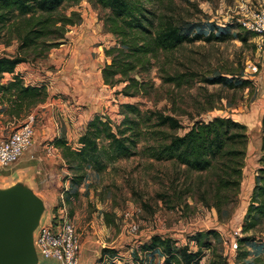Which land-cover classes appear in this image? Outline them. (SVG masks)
Masks as SVG:
<instances>
[{
	"label": "rangeland",
	"instance_id": "1",
	"mask_svg": "<svg viewBox=\"0 0 264 264\" xmlns=\"http://www.w3.org/2000/svg\"><path fill=\"white\" fill-rule=\"evenodd\" d=\"M141 1L151 11L172 15L181 27L195 23L196 32L217 34L224 28L229 34L219 40L185 42L171 51H159L152 58L148 56L146 66L140 64L131 73L144 81L142 91L126 96L122 92L126 82L110 86L103 80L102 69L110 60L105 50L114 46L116 40L104 25L111 10L103 8L97 0L64 4L55 15L75 12L77 24L68 26L63 43L73 37L75 43L89 41L90 48L83 53L76 50L79 53L75 62L71 53L60 62L53 61V49L45 58L33 59L30 54L29 60L23 62V66L31 65L40 74L47 72L44 76L28 78L31 77L29 81L34 85H47L49 105L33 109L34 143L19 160L3 168L9 170L2 176L0 188L23 183L21 172L16 169L21 163L33 166L30 174H34V178L29 183L46 206L40 222L57 217L61 207H66L81 235L80 264H135L141 259L147 264H161L164 257L160 253L139 251L135 255L134 251L157 234L170 237L180 247L189 244L190 249L196 251L198 244L194 237L198 232L203 233V243L211 245V248L203 247L199 264H211L212 249L224 257L225 264L242 262L238 259L241 251L238 246L239 239L245 235L254 238L242 247L249 250L244 261L252 263L257 255L264 254V222L247 234H243L242 226L255 178L264 163L260 161L264 156V44L261 36L249 35L248 40L243 41L231 33L238 32V18L246 19L250 12L264 9V0ZM18 46L16 38L9 34L3 36L0 56L15 55ZM26 72L28 70H25L28 76ZM170 75L177 77L176 81H168ZM218 76H225L235 84L243 79L252 83L233 87L209 82ZM78 84L92 85L93 96L91 92L82 96L77 90ZM122 103H136L143 119L151 115V111L175 115L183 125L174 131L176 134L185 133L195 120L231 117L244 123L248 133L247 155L236 201L226 205L220 214L206 202L212 203L210 194L205 196L206 185L199 184L205 172L190 170L173 160L151 158L144 148L154 139L144 133L137 144V154L118 159L101 174L88 170L84 182L74 185L73 173L68 170L60 150L52 144L55 131H61L76 147L88 121L96 114L120 122L124 117L120 112ZM1 109L0 139L16 129L23 119L11 120ZM134 117L139 119V116ZM152 122L154 118L149 121ZM160 129L171 132L167 126ZM131 224L137 226L135 231L131 230ZM207 231L217 234L205 235ZM235 231H239L238 236Z\"/></svg>",
	"mask_w": 264,
	"mask_h": 264
},
{
	"label": "trees",
	"instance_id": "2",
	"mask_svg": "<svg viewBox=\"0 0 264 264\" xmlns=\"http://www.w3.org/2000/svg\"><path fill=\"white\" fill-rule=\"evenodd\" d=\"M81 0H0V38L9 34L19 41L15 55L0 56V99L5 106L2 112L12 119L24 120L30 112L49 97L46 84H27L16 68L26 62L33 54V59L45 58L51 49L60 46L66 39L68 26L76 25L73 12L71 15L56 16L55 13L67 3L75 4ZM103 8H109L111 14L105 20L107 31L116 36L115 45L105 50L110 60L102 69L104 83L115 86L126 82L122 89L126 96H134L142 91L144 81H139L131 73L159 51H171L185 42L196 40L222 39L228 35L224 28L218 33L208 35L196 32V24L189 23L181 27L174 22L172 15L156 13L145 7L141 0H97ZM234 27V26H233ZM236 27V26H235ZM238 32L232 36L247 41L256 33L246 30L241 23ZM240 29L244 30V33ZM195 32V33H194ZM150 56V57H148ZM6 73L13 74L4 80ZM170 75L168 81H176ZM181 83V81H179ZM211 83L227 84L233 87L252 83L243 79L233 83L225 76L210 79ZM135 88V91H131ZM120 112L123 119L115 123L110 117L96 114L87 123L85 131L79 136L77 146H73L66 135L55 137L54 147L60 150L68 170L73 173L71 181L81 185L88 173L93 170L103 173L110 164L118 159L129 158L137 154L136 148L144 133L153 138V143L144 150L156 160H173L188 169L205 172L199 184H205V196L210 194L212 203L221 214L223 208L232 202L240 192L243 168L247 155V126L231 117H214L209 121L195 120L183 134L174 131L182 128L181 121L172 114L151 111L142 118V111L136 103H122ZM139 116L136 119L134 116ZM154 118V122L149 121ZM141 123L143 126H141ZM169 127L171 132L160 127ZM173 131V132H172ZM264 150V143H263ZM264 162V156L260 158ZM264 222V163L258 170L251 200L242 226L243 234L256 229ZM217 234L207 231L205 235ZM202 232L194 240L198 249L192 251L190 245L177 246L170 237L154 235L150 242L139 246V253H160L164 257L161 264H199L203 247L211 248L210 243H203ZM250 235L239 239L238 264H264V254L257 255L252 263L244 260L249 255L244 244L253 240ZM211 264H225L224 257L212 249ZM148 254H145V260ZM130 264V263H125ZM135 264H147L144 259Z\"/></svg>",
	"mask_w": 264,
	"mask_h": 264
},
{
	"label": "built area",
	"instance_id": "3",
	"mask_svg": "<svg viewBox=\"0 0 264 264\" xmlns=\"http://www.w3.org/2000/svg\"><path fill=\"white\" fill-rule=\"evenodd\" d=\"M238 21L246 30L261 36L260 41L262 40L264 44V9L250 12L248 18H238ZM259 47L262 48V43H259ZM35 134L34 116L30 114L16 129L0 139V167H7L19 160L32 147ZM45 221V223L40 222L35 237V247L39 255L38 264H50V261L52 264H80L81 235L67 213L66 207H61L57 217H49ZM130 228L135 231L137 226L131 224ZM238 234L239 231H235V235Z\"/></svg>",
	"mask_w": 264,
	"mask_h": 264
},
{
	"label": "water",
	"instance_id": "4",
	"mask_svg": "<svg viewBox=\"0 0 264 264\" xmlns=\"http://www.w3.org/2000/svg\"><path fill=\"white\" fill-rule=\"evenodd\" d=\"M45 210V202L24 183L0 188V264L39 263L35 231Z\"/></svg>",
	"mask_w": 264,
	"mask_h": 264
},
{
	"label": "crops",
	"instance_id": "5",
	"mask_svg": "<svg viewBox=\"0 0 264 264\" xmlns=\"http://www.w3.org/2000/svg\"><path fill=\"white\" fill-rule=\"evenodd\" d=\"M79 38V37H77ZM90 38V37H89ZM90 42L89 41H79L77 43H75L73 37L67 42V43H63L60 46L53 48V50H51L53 52V55L51 53V56L53 57V61H57L60 62L66 55H68L69 53H71V55L73 56V61H76V56L77 54L81 51V53L84 52V50H87L90 48ZM76 50H78L79 52L77 53ZM23 63H21L17 68H16V73H20L22 75V77L25 79L27 84H32L34 85L35 83H32L29 81L30 78H28L29 76H44L46 73L44 74H40L39 72H37L36 68L31 67V65H26L23 66ZM25 70H28V72H26L28 74V76L25 74ZM33 72V74H31ZM13 76V74L11 73H6L4 80H9L11 79ZM47 86V85H46ZM48 88V87H47ZM77 90H79L80 94L83 96V94L85 93L86 95H89V92H91V96H93L92 92H93V86L89 85V84H78L77 85ZM49 98V97H48ZM47 98V101H49ZM43 102L37 105V107H35V109L37 110L38 108H42L45 107L49 104H47L48 102ZM3 106H5L4 104L1 103V99H0V108H2ZM42 111V109H39ZM30 114H34V110L30 112ZM43 114L46 115L47 113L43 111ZM0 116H3V113L0 114ZM36 135V134H35ZM61 135V131H55L54 135L55 137L60 136ZM8 167V166H7ZM5 167H0V181L2 179V176L9 170V169H3ZM17 171L21 172L22 175V182L26 185L29 186V181L32 180V178H34V174H30L31 171L33 170V166H26L23 163H21L18 167H16ZM34 182V181H32ZM255 183V182H254ZM1 186V185H0ZM44 220V217H43Z\"/></svg>",
	"mask_w": 264,
	"mask_h": 264
},
{
	"label": "bare ground",
	"instance_id": "6",
	"mask_svg": "<svg viewBox=\"0 0 264 264\" xmlns=\"http://www.w3.org/2000/svg\"><path fill=\"white\" fill-rule=\"evenodd\" d=\"M29 186H30L31 188H33L31 184H29Z\"/></svg>",
	"mask_w": 264,
	"mask_h": 264
}]
</instances>
